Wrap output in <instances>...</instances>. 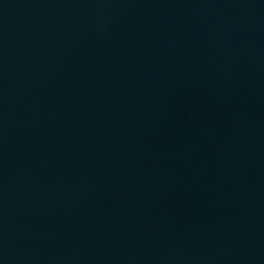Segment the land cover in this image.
Wrapping results in <instances>:
<instances>
[{
  "label": "water",
  "instance_id": "1",
  "mask_svg": "<svg viewBox=\"0 0 264 264\" xmlns=\"http://www.w3.org/2000/svg\"><path fill=\"white\" fill-rule=\"evenodd\" d=\"M0 264H264V0H0Z\"/></svg>",
  "mask_w": 264,
  "mask_h": 264
}]
</instances>
